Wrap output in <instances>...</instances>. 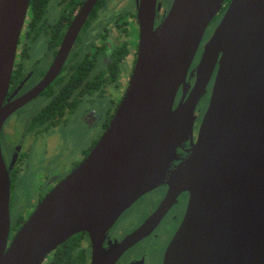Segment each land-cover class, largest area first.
<instances>
[{"label":"water","instance_id":"1","mask_svg":"<svg viewBox=\"0 0 264 264\" xmlns=\"http://www.w3.org/2000/svg\"><path fill=\"white\" fill-rule=\"evenodd\" d=\"M225 1L175 0L154 27L157 0H139V55L109 128L12 239L11 170L0 145V264H44L82 232L91 240V264H115L184 192L190 196L187 212L163 264H264V0H232L204 47L186 98L189 70ZM30 2L0 0V132L12 110L4 100ZM96 2L87 0L67 51ZM217 67L195 140L196 108ZM164 184L169 193L157 211L105 250L117 219Z\"/></svg>","mask_w":264,"mask_h":264},{"label":"flooded vegetation","instance_id":"2","mask_svg":"<svg viewBox=\"0 0 264 264\" xmlns=\"http://www.w3.org/2000/svg\"><path fill=\"white\" fill-rule=\"evenodd\" d=\"M174 1L157 0L154 27L161 25ZM38 2L40 4L37 6L29 5L21 32L10 86L4 100V105L11 106L12 110L0 132L3 159L11 170V239L49 192L88 157L109 128L125 97L139 55V0H97L68 51L66 45L69 46L71 29L87 0H79L77 5L76 2L71 4V0ZM231 2L225 1L203 36L187 76L190 87L186 98L196 82L194 70L204 47ZM217 69L206 96L196 108L195 140L209 105ZM182 97L181 87L175 108ZM78 124L82 125L84 132L94 135L92 145L81 151L80 159L73 160L68 173L46 172L49 166H53V149L62 147L68 128L72 127L76 132ZM35 155H40L43 162H35ZM177 164L175 162L171 169ZM29 188H35L33 201L27 192ZM168 193L169 186L164 184L137 200L107 232L103 248L111 250L138 230L157 211ZM148 196H151L150 202L135 216L131 211ZM189 197L187 192L181 193L153 231L122 253L115 264H149L147 257L134 252L147 241L158 249L163 247L160 261L154 263L163 264L166 249L186 215ZM29 204L34 209L27 218L22 215V207ZM14 211H17L16 217ZM85 234L87 236H84L81 245L89 251L91 264L92 244L89 235ZM48 263L47 258L44 264Z\"/></svg>","mask_w":264,"mask_h":264},{"label":"rangeland","instance_id":"3","mask_svg":"<svg viewBox=\"0 0 264 264\" xmlns=\"http://www.w3.org/2000/svg\"><path fill=\"white\" fill-rule=\"evenodd\" d=\"M77 131L73 132V128L70 127L66 131L67 138L63 141L62 147H55L53 149V155L51 156V160L53 163V166H49L48 169H46V172L48 173H60V174H66L70 171V167L72 166L73 160L80 159L82 155V150L87 149L92 145V141L94 139V135H90L87 132H84L83 127L81 124H78ZM60 146V144L58 145ZM70 150V152H65V150ZM81 152V153H80ZM33 160L37 163H42L43 159L40 155H35L33 157ZM43 168L39 169L37 173L40 172ZM36 188V187H35ZM35 188H29L27 189V192L29 193L30 200L33 199V195L35 193ZM151 196H148L147 198H144L141 202L137 203L134 207V209L131 211L137 216L138 211L145 205L150 202ZM33 201V200H32ZM29 204L28 206L22 207V215L24 217L27 216V218L31 215L32 210L34 209ZM133 213H130L131 215H134ZM15 217L17 216V211H14ZM14 217V219H15ZM163 247L161 249H158L154 247L152 244L149 243V241L145 242L141 246H139L134 252L136 254H142L145 257H147V261L149 264H154L157 261H160V257L162 254Z\"/></svg>","mask_w":264,"mask_h":264},{"label":"trees","instance_id":"4","mask_svg":"<svg viewBox=\"0 0 264 264\" xmlns=\"http://www.w3.org/2000/svg\"><path fill=\"white\" fill-rule=\"evenodd\" d=\"M39 0H31V6H37L40 4ZM76 2L79 4V0H71V4ZM44 4V1L42 2ZM70 4V5H71ZM87 236L85 233H80L69 239L67 242L59 246L49 257L48 264H89L90 253L84 248L83 238Z\"/></svg>","mask_w":264,"mask_h":264}]
</instances>
